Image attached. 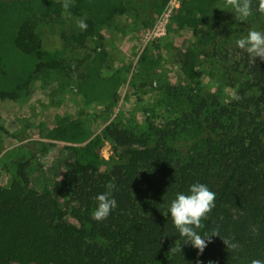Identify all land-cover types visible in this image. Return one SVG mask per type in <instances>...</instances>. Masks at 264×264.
I'll return each instance as SVG.
<instances>
[{"label": "trees", "instance_id": "trees-1", "mask_svg": "<svg viewBox=\"0 0 264 264\" xmlns=\"http://www.w3.org/2000/svg\"><path fill=\"white\" fill-rule=\"evenodd\" d=\"M17 1L31 12L19 16L11 41L37 59L34 72L72 68L66 59L42 49L36 29L39 14L64 10L62 0ZM34 1L43 5L37 7ZM80 6L71 3L68 10L79 12ZM257 8L258 0H252V10ZM151 16L146 25L152 23ZM84 20L87 30L76 35L83 44L96 30L95 21ZM214 36L211 33L213 42L201 40L197 48L221 62L228 83L236 89L233 98L188 92L181 112L145 130L111 122L104 136L113 144L112 159L84 154L67 159L52 187L35 186L28 161L19 163L18 178L10 186L0 184V264L264 261V61L256 58L252 63L237 46L223 50ZM21 85L1 88L0 99L19 98ZM109 183L115 185L112 196L118 206L107 219L94 221L90 217L97 207L95 198ZM194 183L216 193L214 209L196 231L207 238L219 230L222 238L238 245L235 250L220 237H212L201 255L190 243L184 244L169 207ZM172 246H181L182 252H169Z\"/></svg>", "mask_w": 264, "mask_h": 264}, {"label": "rangeland", "instance_id": "rangeland-1", "mask_svg": "<svg viewBox=\"0 0 264 264\" xmlns=\"http://www.w3.org/2000/svg\"><path fill=\"white\" fill-rule=\"evenodd\" d=\"M82 1L72 0L82 12L62 10L36 20L42 49L72 68L34 72L37 59L11 41L19 16L31 10L22 1L0 0V89L23 85L19 98L0 99L4 186L18 178L21 162L28 161L31 179L42 189L53 186L67 159L84 154L110 161L115 150L104 136L108 124L145 130L181 112L188 92L232 99L236 89L221 62L197 45L209 44L212 33L225 50L250 30L264 32V15L252 10L246 21H236L234 11L223 8L225 0ZM83 18L96 24L84 44L76 38Z\"/></svg>", "mask_w": 264, "mask_h": 264}, {"label": "clouds", "instance_id": "clouds-1", "mask_svg": "<svg viewBox=\"0 0 264 264\" xmlns=\"http://www.w3.org/2000/svg\"><path fill=\"white\" fill-rule=\"evenodd\" d=\"M71 3L72 0H62V7L65 12L68 11ZM223 8L232 9L235 13V20L239 22L246 21L253 14L252 0H225ZM256 11L264 15V0H258ZM76 23L81 31L87 30V23L84 19H79ZM236 46L247 52L252 63H255L256 58L264 61V32L250 30L246 37L236 41ZM114 188V184H107V191L95 198L98 203L91 214L92 220L101 222L107 219L112 210L118 206L117 201L112 196ZM215 199L216 193L211 191L206 184L194 183L190 186L188 194L178 193L170 203L169 214L174 227L180 237L185 238L184 244L190 243L193 248L198 250V255L203 254L208 243L212 242V237H220L229 249L235 250L238 247L229 239L222 238L219 230H213L207 238L202 237L196 231L204 227L202 220L206 219L207 215L214 209ZM169 252H182V247L172 246ZM197 264H201V262L197 261ZM251 264H264V261L253 259Z\"/></svg>", "mask_w": 264, "mask_h": 264}]
</instances>
